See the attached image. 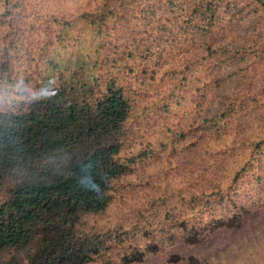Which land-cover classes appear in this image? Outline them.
Segmentation results:
<instances>
[{"label":"trees","instance_id":"1","mask_svg":"<svg viewBox=\"0 0 264 264\" xmlns=\"http://www.w3.org/2000/svg\"><path fill=\"white\" fill-rule=\"evenodd\" d=\"M62 2L0 0V264H264V0ZM149 96L177 121L157 145L193 151L180 204L99 228L158 158L123 154Z\"/></svg>","mask_w":264,"mask_h":264},{"label":"rangeland","instance_id":"2","mask_svg":"<svg viewBox=\"0 0 264 264\" xmlns=\"http://www.w3.org/2000/svg\"><path fill=\"white\" fill-rule=\"evenodd\" d=\"M90 1L92 0H63L62 4L66 8L77 9L87 6ZM33 39V36H27L24 39L25 46L27 47ZM66 50L68 48L59 52L63 54ZM180 109L176 106L171 107L174 113H181L183 110L180 111ZM174 120L165 126L162 103H155L152 96L138 102L135 116L128 122L130 129L125 136L126 146L123 154H136L149 141H154L158 158L147 156L133 164L130 172L115 183L112 189L113 200L109 209L93 217L92 224H97L99 228L123 230L140 221L143 228L159 229L161 227L159 222L165 213L160 199L165 194H175L174 202L180 204V194L187 184V178L190 177L188 172L193 167L189 163V156L193 154V151L188 148L180 151L182 145L177 147V151H173L170 145H167L166 149H161V146L157 145V141L164 136V133H160L159 130L170 134V130L177 124ZM165 143L168 144L169 141ZM253 186L248 185V193ZM167 247H165L166 250ZM147 264H162V258H154Z\"/></svg>","mask_w":264,"mask_h":264}]
</instances>
